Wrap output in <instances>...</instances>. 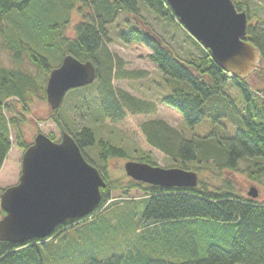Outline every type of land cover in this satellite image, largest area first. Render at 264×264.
Here are the masks:
<instances>
[{
    "label": "trees",
    "instance_id": "obj_1",
    "mask_svg": "<svg viewBox=\"0 0 264 264\" xmlns=\"http://www.w3.org/2000/svg\"><path fill=\"white\" fill-rule=\"evenodd\" d=\"M250 1L233 0L236 9L247 14V41L261 54L260 68L250 75L261 78L258 84H252L250 76L227 73L204 46L200 54L180 57L150 28L132 26L119 34L126 43L151 49L148 58L162 73L168 88L161 102L182 115L184 127L192 134L186 138L166 121L153 119L142 126L147 141L173 158L169 167L194 170L200 175L214 172L223 183L214 186L201 176L193 188H164L131 177L110 180L83 148L98 146L103 161L107 157L128 158V152L98 139L90 127H84L72 135L87 161L107 181L97 210L86 218L66 221L46 240L35 239L24 246L0 241V264H72L74 257L69 253L75 252L80 254L75 257L81 259L80 264H264V201L237 193L222 176L248 160L249 177L254 181L264 178V100L258 95L264 96V22L253 26ZM141 4L160 17L176 19L166 0H0V36L5 35V26L10 33L13 27L16 39L5 40L14 47L15 60H20L24 52L45 74L40 80L29 70L0 66V170L12 146L10 128L17 126L16 117L9 119L6 109L21 106L27 110L34 100H46L49 72L67 54L96 65L100 85L95 80L67 93L80 108L92 110L95 119L122 121L127 106L139 113L155 110L132 97L122 100L111 83L113 61L108 64L109 53H102L108 49L104 40L109 39V25L124 12L140 17ZM73 9L79 15L77 22L70 15ZM13 12L20 19L17 29L11 21ZM69 28L73 35L67 34ZM198 45L202 46L200 42ZM103 61L109 65L104 71L99 66ZM95 85L98 95L91 97ZM232 89L236 95H232ZM19 115L24 117L25 113L20 111ZM54 120L59 123L58 117ZM204 124L209 126L207 130ZM31 144L19 142L25 150ZM143 154L139 161L156 165L149 154ZM133 189L143 194L130 197ZM114 191H124L118 196L123 198L112 200ZM94 232L97 236H92ZM110 235L119 242L99 243Z\"/></svg>",
    "mask_w": 264,
    "mask_h": 264
},
{
    "label": "water",
    "instance_id": "obj_2",
    "mask_svg": "<svg viewBox=\"0 0 264 264\" xmlns=\"http://www.w3.org/2000/svg\"><path fill=\"white\" fill-rule=\"evenodd\" d=\"M181 25L205 48L213 60L230 75L247 78L260 68L261 54L246 39L248 18L233 0H166ZM97 76L93 61L67 54L50 71L46 97L57 110L66 94L92 84ZM125 172L132 179L153 186L173 188L198 185L199 174L179 167H161L127 161ZM107 181L87 161L74 137L63 132L61 140L39 133L24 151L19 182L4 189L0 205V241L24 246L32 240H46L68 220L92 215L102 199ZM256 198L254 188L248 192Z\"/></svg>",
    "mask_w": 264,
    "mask_h": 264
},
{
    "label": "rangeland",
    "instance_id": "obj_3",
    "mask_svg": "<svg viewBox=\"0 0 264 264\" xmlns=\"http://www.w3.org/2000/svg\"><path fill=\"white\" fill-rule=\"evenodd\" d=\"M250 10V21L253 26L261 25V23L264 22V0H251ZM13 13L11 21L16 28L20 23V19L15 12ZM139 13L140 17H137L133 14L124 12L118 16L114 23L109 25L107 30L109 39L104 40L108 49L106 48L107 51H102V53L104 56H107L109 53L110 57H108V64H110V61H113V69L110 71L112 72L111 83L122 100L125 97H128V100L132 97L155 110L149 113H139L126 105L127 114L122 121L115 122L108 118L95 119L92 110H86L83 107L80 108L81 105L77 104L75 100H71L67 94L64 97L60 109L57 110L51 109L47 97L46 100H34L27 107V110L22 109L21 106H15L16 110L6 109V116L9 119L16 117L15 121L17 122V128L15 126H11L10 128L12 146L0 170V195L4 189L16 185L19 182L22 169V158L25 151V148L20 146L19 142L27 144L30 142L32 143L39 133H44L47 136L55 138L56 141H59L64 131L71 135H77L84 127H90L98 139L108 140L118 147L125 148L128 152V158L107 157L105 161L100 159L98 146L92 145L83 148L86 156L94 164L101 166L110 180L119 179L126 181V179H129L130 177L125 172V164L130 160L139 161L138 158L141 153L149 154L157 166L169 167L173 164V158L170 155L152 146L147 141L146 134L142 128L143 124L153 119H162L180 131L182 136L186 138L192 136L191 131L184 127L182 115L161 102L162 97L168 93V88L164 84L162 73L148 58L151 49L139 43H126L120 39L119 34L122 32L121 30H126L132 26L150 28L155 33L162 36L166 40L168 46L180 57H185L188 54H200L203 45H198L199 42L180 24V22H178L177 17V20L160 17L143 4L140 5ZM70 15H72V21L77 22L80 20L77 9L71 10ZM23 26L27 27L26 24ZM6 28L7 26L4 27L6 36H0V66L12 69H26L34 73L38 79L42 80L45 75L44 72L38 69L37 66L31 64L24 52H21L22 55L20 60H15V49L9 43L7 44L6 40H15L16 36H14V34L16 30L12 27L10 33ZM66 31L67 34L73 35L72 28ZM108 64L103 61L99 66L102 71H104L106 66H109ZM96 81L97 84L100 85L99 79ZM249 81L252 84H258L261 78L252 75L249 77ZM230 92L232 95L237 94L233 89ZM90 95L91 97L98 95L97 85L92 88ZM258 95L260 96L259 99L263 101L264 96L262 97L260 93ZM20 111L25 113L24 117L19 115ZM55 117H58L59 123L55 122ZM202 126L206 128L205 130L209 128L207 124ZM228 127L231 128L232 124H228ZM231 131L232 129H229L228 133ZM221 133L224 134L222 131ZM18 134L20 137H17ZM247 166L248 160H242L237 169L225 171L222 176L233 184L237 193L253 198L248 192L251 188H254L258 193L255 199L264 201V178L261 181L252 180L249 177ZM213 174L214 172H206L205 175L204 173L202 175L199 173V178L202 176L203 179L206 180L207 177L214 186H220L224 180L222 178L217 179V176ZM123 192H112V200L123 198V196L118 197L120 194L122 195ZM142 194V190L133 189L130 191L129 196L138 198ZM3 212L0 205V220L5 215ZM97 234V232H94L92 236H97ZM111 236L112 235L109 236V239L101 238L99 243L109 240L112 241L114 236ZM113 241L115 243L119 242L118 240ZM83 246L81 248H83ZM85 248L88 250L87 246ZM69 254H71V256L73 254L74 257L71 261L72 264L81 263V259H75V257H79L80 255L78 252ZM69 259L71 260V258ZM46 264H49V262L47 261ZM50 264L53 263L50 262Z\"/></svg>",
    "mask_w": 264,
    "mask_h": 264
}]
</instances>
